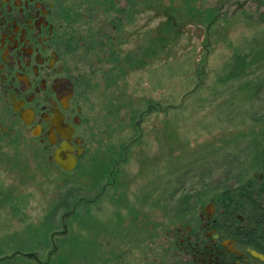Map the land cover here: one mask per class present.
<instances>
[{
  "label": "rangeland",
  "instance_id": "374dc122",
  "mask_svg": "<svg viewBox=\"0 0 264 264\" xmlns=\"http://www.w3.org/2000/svg\"><path fill=\"white\" fill-rule=\"evenodd\" d=\"M175 4L178 21L191 23L184 14L183 0H175ZM154 11L146 12L141 20L127 12L128 72L123 79L115 76L118 80L104 84L85 66L88 111L97 126L87 156L76 171L64 172L46 152L43 167L38 165L35 148L26 135L20 139V148L11 146L12 169L0 162V239L17 236L33 243L42 237L50 245L51 233L41 226L49 220L52 228L56 222L61 226L59 220L66 211L61 199H95L106 186L100 199L91 204L93 211L82 229L75 215L68 219L71 228L64 238L65 248L52 264H59L62 258L81 257L80 231L95 242L97 249L90 248L92 255H102L111 247L142 264L145 251L154 247L147 232L161 220L163 205L182 207L181 197L187 193L197 195L199 202L220 188L236 185L237 170L243 173L258 150L264 151V88L256 90L259 83L264 87V64L258 68L248 65L244 76H230L235 62L231 58L235 59L240 49L245 57L254 54L252 45L254 40H264V27L248 21L224 24L222 34L213 37L206 58L203 39L181 29L178 34L163 33L168 42L149 49L156 44L149 39L156 36L152 33H156L152 29L156 23L145 29L141 25L146 17L152 19ZM131 104L137 106L135 115ZM14 138L12 134L10 141ZM116 150L123 158L112 169ZM13 153L20 155L19 162ZM110 170L116 184H107L112 180ZM171 193L176 194L173 200L168 199ZM12 207L21 210L11 214ZM13 222L24 224L13 227ZM95 227L106 236H98ZM115 236L122 245L114 243ZM62 253L65 256L60 257ZM14 261L9 264H35L22 256Z\"/></svg>",
  "mask_w": 264,
  "mask_h": 264
},
{
  "label": "flooded vegetation",
  "instance_id": "af4514ba",
  "mask_svg": "<svg viewBox=\"0 0 264 264\" xmlns=\"http://www.w3.org/2000/svg\"><path fill=\"white\" fill-rule=\"evenodd\" d=\"M183 4L184 14L191 20L185 25L176 17L175 0H0V162L12 169L11 146L20 148L24 135L29 136L35 148L38 165L43 167L45 152L55 162L52 155L66 140L59 128H66L74 155L83 148L76 168L68 172L76 171L87 156L97 126L88 111L85 66L104 84L114 81L116 75L123 79L127 74L124 25L130 22L128 11L144 19L146 12L155 10L152 19L146 17L141 25L145 29L156 23L152 28L156 36L149 38L156 42L155 47L166 38L163 33L169 36L181 29L203 39L206 58L213 37L222 34L224 24L248 21L264 27V0H183ZM252 46L254 54L245 57L240 49L236 58H231V62L246 60L243 76L248 65L258 68L264 64V40H254ZM12 134L17 138L10 141ZM17 139L19 143L15 142ZM118 152L111 159L112 169L123 158ZM18 153H13L16 162L20 161ZM250 160L251 165L242 169L243 173L237 170L236 185L220 188L209 199L198 202L197 195L184 193L182 207L163 205L161 220L151 228L152 232L146 231L147 240L154 247L145 251L142 264H264V151ZM105 170L104 167L98 177ZM109 172L112 180L107 184H116L117 178L112 170ZM106 188L103 186L95 199L77 196L74 202L60 204L66 210L59 220L61 226H56V219L53 228L50 220L41 226L51 233L50 245L42 237L29 243L17 236L9 240L2 236L0 261L9 264L20 256L29 258L25 253H34L38 260L29 259L35 264H52L65 248L64 238L71 228L68 219L75 215L74 220L82 229L93 211L91 204L100 199ZM175 195L169 194L168 199H175ZM20 210L12 207L9 212ZM13 224L17 227L24 222ZM64 227L66 233H59ZM94 230L98 236H106L105 231L97 227ZM80 232L81 257L62 258L59 264H140L111 247L102 255H92L90 248L97 249L95 242L88 240L86 232ZM116 237L114 243L122 245L120 238L115 241ZM55 245L57 249L49 259Z\"/></svg>",
  "mask_w": 264,
  "mask_h": 264
},
{
  "label": "water",
  "instance_id": "95a60500",
  "mask_svg": "<svg viewBox=\"0 0 264 264\" xmlns=\"http://www.w3.org/2000/svg\"><path fill=\"white\" fill-rule=\"evenodd\" d=\"M74 129L71 128V131ZM59 132L63 134V136L66 138V140L61 144L60 147H58L55 151L54 154L52 155V159L60 166L63 168L65 171H72L76 168V164L78 162V155H81L83 153V148H79L77 151V155H74V145L70 143L71 135L65 134L66 128H59ZM66 227H64V231H61L59 233H66L65 232ZM57 249L56 245L52 249V251L49 252V259L51 257V254L55 252ZM16 253L13 254V256ZM26 256L29 258H35L38 260V256H35L34 253H25ZM48 262V261H47Z\"/></svg>",
  "mask_w": 264,
  "mask_h": 264
},
{
  "label": "trees",
  "instance_id": "16d2710c",
  "mask_svg": "<svg viewBox=\"0 0 264 264\" xmlns=\"http://www.w3.org/2000/svg\"><path fill=\"white\" fill-rule=\"evenodd\" d=\"M162 43H167L168 41H167V39L166 38H162L161 40H160ZM155 46H152V47H149V49H153ZM155 54H157V53H155ZM149 56V55H148ZM141 61H140V63H144L145 64V62L142 60V59H140ZM246 65H247V62H246V60H243V59H238V60H236V62H234V64L232 65V73H231V77H237L238 75H240L241 74V70H243L245 67H246ZM116 76H118V78H120V76L119 75H116ZM118 78H116L115 77V80H118ZM258 87H259V89H260V87H261V83H259V85H257L256 86V90L258 89ZM258 89V90H259ZM137 106L136 105H132L131 104V109H132V115H135L136 114V111H137V108H136ZM138 112V111H137ZM264 118V117H263ZM133 119V118H132ZM258 152H261L262 153V148H260L259 150H258ZM244 168H247V167H244ZM61 200H64V201H67L68 199L67 198H64V199H61Z\"/></svg>",
  "mask_w": 264,
  "mask_h": 264
}]
</instances>
